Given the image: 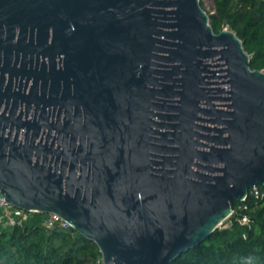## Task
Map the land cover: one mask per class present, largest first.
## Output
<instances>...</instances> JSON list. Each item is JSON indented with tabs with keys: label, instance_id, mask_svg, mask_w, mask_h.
<instances>
[{
	"label": "water",
	"instance_id": "95a60500",
	"mask_svg": "<svg viewBox=\"0 0 264 264\" xmlns=\"http://www.w3.org/2000/svg\"><path fill=\"white\" fill-rule=\"evenodd\" d=\"M91 19L130 96L136 83L141 100L156 97L164 140L142 128L141 142H0V197L58 215L102 264H173L264 187V72L235 33L214 32L200 0H0V27L64 44L83 47Z\"/></svg>",
	"mask_w": 264,
	"mask_h": 264
},
{
	"label": "flooded vegetation",
	"instance_id": "af4514ba",
	"mask_svg": "<svg viewBox=\"0 0 264 264\" xmlns=\"http://www.w3.org/2000/svg\"><path fill=\"white\" fill-rule=\"evenodd\" d=\"M89 24L83 47L47 29L0 27V142H141L142 128L146 142L164 140L156 97L141 100L136 83L130 96L119 54Z\"/></svg>",
	"mask_w": 264,
	"mask_h": 264
},
{
	"label": "trees",
	"instance_id": "16d2710c",
	"mask_svg": "<svg viewBox=\"0 0 264 264\" xmlns=\"http://www.w3.org/2000/svg\"><path fill=\"white\" fill-rule=\"evenodd\" d=\"M212 2L208 17L214 32L228 28L235 33L250 57V68L264 71V0ZM258 188L262 198L234 202L225 220L229 225L216 229L173 264H264V187ZM45 217L28 213L22 226L0 228V264H102L93 242L71 229H46Z\"/></svg>",
	"mask_w": 264,
	"mask_h": 264
},
{
	"label": "built area",
	"instance_id": "2783aa9c",
	"mask_svg": "<svg viewBox=\"0 0 264 264\" xmlns=\"http://www.w3.org/2000/svg\"><path fill=\"white\" fill-rule=\"evenodd\" d=\"M249 197H255L257 199L262 198L263 194L258 187H254L248 192ZM232 214V213H231ZM28 212L16 209L8 204L3 197H0V228L8 229L14 228L17 226H22L23 223L27 220ZM246 219L243 218V222ZM44 226L46 229H52L56 226L63 229H70V226L67 222L62 220L56 214H48L44 219Z\"/></svg>",
	"mask_w": 264,
	"mask_h": 264
},
{
	"label": "rangeland",
	"instance_id": "374dc122",
	"mask_svg": "<svg viewBox=\"0 0 264 264\" xmlns=\"http://www.w3.org/2000/svg\"><path fill=\"white\" fill-rule=\"evenodd\" d=\"M200 3H201L200 5H201L202 9L207 13V15L213 14L214 8H213L212 0H200ZM224 29H228V28H224ZM242 221H243V219H242ZM228 225H229V221H224L223 224L221 226H219L218 229H223V228L227 227Z\"/></svg>",
	"mask_w": 264,
	"mask_h": 264
}]
</instances>
